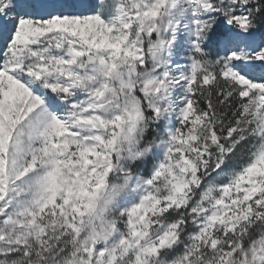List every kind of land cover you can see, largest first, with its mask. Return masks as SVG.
I'll return each instance as SVG.
<instances>
[{"label":"snow or ice","instance_id":"snow-or-ice-1","mask_svg":"<svg viewBox=\"0 0 264 264\" xmlns=\"http://www.w3.org/2000/svg\"><path fill=\"white\" fill-rule=\"evenodd\" d=\"M0 264H264V0H0Z\"/></svg>","mask_w":264,"mask_h":264}]
</instances>
